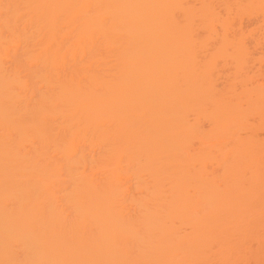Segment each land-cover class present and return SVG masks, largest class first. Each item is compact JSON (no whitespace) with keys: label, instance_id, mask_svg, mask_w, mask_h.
<instances>
[{"label":"bare ground","instance_id":"bare-ground-1","mask_svg":"<svg viewBox=\"0 0 264 264\" xmlns=\"http://www.w3.org/2000/svg\"><path fill=\"white\" fill-rule=\"evenodd\" d=\"M0 264H264V0H0Z\"/></svg>","mask_w":264,"mask_h":264},{"label":"rangeland","instance_id":"rangeland-1","mask_svg":"<svg viewBox=\"0 0 264 264\" xmlns=\"http://www.w3.org/2000/svg\"><path fill=\"white\" fill-rule=\"evenodd\" d=\"M5 45H7V44H5ZM23 80H24V77H19V78H16V81H21V82H23ZM58 199H60V198H58ZM61 200V199H60ZM55 203L54 204H56V203H59V202H61V201H57L56 202V200L54 201ZM62 202H64L63 200H62ZM60 209H61V207H63L62 208V210L64 209V212H65V210L67 209L68 210V207H66V209H65V204L63 203V205H62V203H59V204H56ZM67 206V205H66Z\"/></svg>","mask_w":264,"mask_h":264}]
</instances>
